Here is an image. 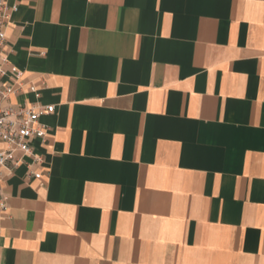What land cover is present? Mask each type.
Wrapping results in <instances>:
<instances>
[{"label": "crops", "instance_id": "obj_1", "mask_svg": "<svg viewBox=\"0 0 264 264\" xmlns=\"http://www.w3.org/2000/svg\"><path fill=\"white\" fill-rule=\"evenodd\" d=\"M10 4V102L55 111L0 264H264V0Z\"/></svg>", "mask_w": 264, "mask_h": 264}, {"label": "built area", "instance_id": "obj_2", "mask_svg": "<svg viewBox=\"0 0 264 264\" xmlns=\"http://www.w3.org/2000/svg\"><path fill=\"white\" fill-rule=\"evenodd\" d=\"M16 5L10 0H0V184L8 172L23 163L25 156H31L33 163H41L43 157L34 152L31 141L40 138L46 141L48 126L40 122L42 114L55 111L54 104H13L11 97L22 92L27 82L21 78L19 69L10 65L4 53L6 30ZM30 91H37L35 84H29ZM7 102V105H2ZM29 165L30 174L39 176ZM7 207V195L0 191V213Z\"/></svg>", "mask_w": 264, "mask_h": 264}]
</instances>
